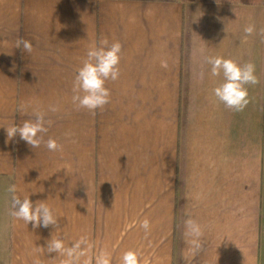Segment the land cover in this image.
<instances>
[{
	"label": "crops",
	"instance_id": "1",
	"mask_svg": "<svg viewBox=\"0 0 264 264\" xmlns=\"http://www.w3.org/2000/svg\"><path fill=\"white\" fill-rule=\"evenodd\" d=\"M255 25L252 35L244 29ZM264 6L186 0H0V264H60L52 235L71 246L81 237L121 264L127 250L140 264H264ZM33 45L28 54L17 39ZM122 45L120 77L108 81L110 103L93 115L72 104L77 69L94 43ZM255 65L250 103L228 109L213 94L223 74L207 57ZM200 72L204 73L203 79ZM22 103L30 106L20 110ZM58 106V112L49 106ZM45 112L62 151L32 148L6 127ZM159 152L162 206H118L96 189L113 179H155ZM136 183V180H135ZM21 199L46 202L58 227L33 228L10 214V185ZM76 185V186H75ZM125 197V198H124ZM152 199V198H151ZM96 204V205H95ZM151 222L146 233L144 218ZM189 217L202 226L193 254ZM59 230L58 232H56ZM44 250H42V249Z\"/></svg>",
	"mask_w": 264,
	"mask_h": 264
},
{
	"label": "clouds",
	"instance_id": "2",
	"mask_svg": "<svg viewBox=\"0 0 264 264\" xmlns=\"http://www.w3.org/2000/svg\"><path fill=\"white\" fill-rule=\"evenodd\" d=\"M255 31V25L249 24L245 27L246 36L252 35ZM264 35V29L260 30ZM15 48H22L23 51L30 54L33 51V45L30 41L19 38L15 42ZM122 45L119 41H113L109 44L107 38H102L99 44H93L87 51L86 59L82 66L77 69V74L72 85V104L76 110L85 109L95 115L98 109L102 110L110 103L111 92L106 87L108 81H116L120 77V60ZM206 62L211 65V75L218 77L223 74V82L219 83L213 89L215 97L222 102L228 109L234 111H243L250 103L248 94V85L259 83L255 75V65L251 62L240 64L234 59H226L221 56L207 57ZM200 78L203 79L204 73L200 72ZM29 104L22 103L21 111H26ZM58 106H49V111L58 112ZM35 120H24L21 125L15 123L6 127V134L9 140L17 135L30 145L33 149L39 148L43 141V134L48 131L45 124H51V121H45V112L37 111ZM45 146L49 151H62V145L49 138ZM7 191L11 194L10 214L17 220H23L26 224L31 223L33 228L49 226L58 227V219L53 209L46 203L37 201L35 204L28 198L23 199L17 195L16 185H10ZM140 227L147 233L151 228V222L146 217L140 222ZM184 235L188 238L187 243L193 254L197 253L202 247V226L191 217L184 221ZM57 230L56 232H58ZM92 245L88 243L85 237H81L71 246L66 247L65 242L57 236L47 242L46 251L56 253L64 258L60 264H80L82 257H88ZM42 249V248H41ZM44 250V249H42ZM111 253L107 250H101L95 256V264H111ZM33 264H42L39 258H34ZM83 264H93L92 258L83 260ZM121 264H140L139 255L134 250H127L121 257Z\"/></svg>",
	"mask_w": 264,
	"mask_h": 264
},
{
	"label": "rangeland",
	"instance_id": "3",
	"mask_svg": "<svg viewBox=\"0 0 264 264\" xmlns=\"http://www.w3.org/2000/svg\"><path fill=\"white\" fill-rule=\"evenodd\" d=\"M159 154V152L155 151L148 164L154 168L155 179H113L114 167H111V169L106 168L105 179H98L96 186V189L102 192L101 195L105 196V200L100 203V206H118L117 203L120 200L116 198L121 197L123 192L129 191L125 196L127 199H124V201L130 202V206H141V204H138V200H145L147 206H152L151 203H154L155 207H161V179H159L160 169H158L160 166ZM136 193L140 195L138 200L136 199Z\"/></svg>",
	"mask_w": 264,
	"mask_h": 264
},
{
	"label": "trees",
	"instance_id": "4",
	"mask_svg": "<svg viewBox=\"0 0 264 264\" xmlns=\"http://www.w3.org/2000/svg\"><path fill=\"white\" fill-rule=\"evenodd\" d=\"M186 1L220 2V3H229V4L264 6V0H186Z\"/></svg>",
	"mask_w": 264,
	"mask_h": 264
}]
</instances>
